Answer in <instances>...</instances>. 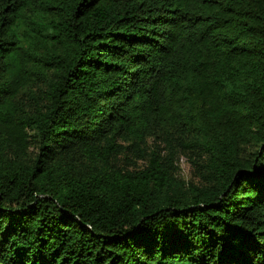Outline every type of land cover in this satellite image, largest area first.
<instances>
[{
    "label": "trees",
    "instance_id": "obj_1",
    "mask_svg": "<svg viewBox=\"0 0 264 264\" xmlns=\"http://www.w3.org/2000/svg\"><path fill=\"white\" fill-rule=\"evenodd\" d=\"M0 264H264V0H0Z\"/></svg>",
    "mask_w": 264,
    "mask_h": 264
},
{
    "label": "rangeland",
    "instance_id": "obj_2",
    "mask_svg": "<svg viewBox=\"0 0 264 264\" xmlns=\"http://www.w3.org/2000/svg\"><path fill=\"white\" fill-rule=\"evenodd\" d=\"M181 170H182V176L190 181L192 180L194 177H193V174H192V168H191V165L187 162V161H182L181 163Z\"/></svg>",
    "mask_w": 264,
    "mask_h": 264
}]
</instances>
